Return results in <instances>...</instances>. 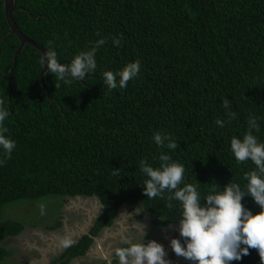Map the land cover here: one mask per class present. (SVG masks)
<instances>
[{
	"label": "trees",
	"instance_id": "16d2710c",
	"mask_svg": "<svg viewBox=\"0 0 264 264\" xmlns=\"http://www.w3.org/2000/svg\"><path fill=\"white\" fill-rule=\"evenodd\" d=\"M14 11L21 33L45 50L53 41L61 63L90 42L104 38L105 44L84 81L57 87L47 72L45 88L41 53L25 44L8 82L19 40L9 33L0 0V98L16 141L10 157L0 154V215L6 204L24 200L96 196L103 209L92 235L110 226L122 206L139 207L157 227L179 222L182 209L167 191L155 198L143 192L140 160L155 167L159 153L169 151L151 140L154 131L175 136L178 148L169 154L184 164L187 182L200 183L202 199L215 184L243 186V172L253 165L238 163L229 144L250 115L261 117L256 135L264 141V0H15ZM135 59L138 77L109 91L102 72ZM224 98L237 118L220 128L215 120L227 119ZM242 203L259 211L250 197ZM22 230L18 222L0 221V240ZM90 244L82 236L52 264H67ZM231 264L262 262L250 249Z\"/></svg>",
	"mask_w": 264,
	"mask_h": 264
},
{
	"label": "clouds",
	"instance_id": "9594fccd",
	"mask_svg": "<svg viewBox=\"0 0 264 264\" xmlns=\"http://www.w3.org/2000/svg\"><path fill=\"white\" fill-rule=\"evenodd\" d=\"M114 46L120 44L119 38H113ZM105 44L101 38L90 42L86 50L78 51L68 63L58 60L54 42L49 40L47 50L39 58V63L48 73L56 77L57 84L71 83L72 80L84 81L85 77L97 69L96 53ZM141 68L140 59L125 63L119 69L102 72L104 84L109 91L124 89L130 80L138 77ZM227 119L217 118L215 124L223 128L237 118L231 110L229 99L222 100ZM10 110L3 98H0V154L10 157L16 148V141L8 134L5 121ZM261 117L250 115L246 118L247 128L241 135L230 138L229 150L240 163H251L253 167L243 172V186L239 182L228 181L222 188L215 184L204 195L200 192V183H189L185 179V166L172 159L169 151L178 148L175 136L166 131H154L151 140L158 148L169 151L159 153L158 166H153L146 158L139 162V171L144 177L143 192L147 198L160 197L167 191L169 201H178L182 209L179 217V239L170 240L172 252L189 264H231L240 261L255 249L264 264V141L256 133L260 130ZM4 159H0L3 165ZM119 169H114V174ZM250 197L259 207L253 212L242 203L244 197ZM92 198V197H91ZM169 207L172 205L169 204ZM40 215H45L46 203H38ZM129 216V213H121ZM74 241L64 237L61 244L70 246ZM124 246L115 249L119 264H170L162 244L156 240L143 238L135 241L121 237Z\"/></svg>",
	"mask_w": 264,
	"mask_h": 264
},
{
	"label": "crops",
	"instance_id": "0c3cea01",
	"mask_svg": "<svg viewBox=\"0 0 264 264\" xmlns=\"http://www.w3.org/2000/svg\"><path fill=\"white\" fill-rule=\"evenodd\" d=\"M87 197L70 198L66 197L62 204V209L58 221L60 226L56 229H50V227H25L23 230L15 236L6 237L3 241V246L8 248L4 257L0 258V261H10V264H52L64 251L69 247H64L61 244V240L64 237L71 238L76 244L80 234L84 231L83 227L88 226L84 220L74 219L73 216H69L73 212L82 216L92 217L97 214L98 206L93 201H89ZM122 206L119 210V214L115 220V227L103 230L99 237V242L93 247V250L87 255H80L72 258L67 264H106V258L109 257L113 260V264H119L118 258L115 255V249L117 244L116 236L127 238L135 241L142 239L143 235L140 234L138 224H140V216L135 218V213H129V216H124L123 212L128 213ZM132 210V209H130ZM94 224V223H93ZM93 225L90 226V229ZM176 228V227H175ZM145 234V240H149L154 237V234ZM171 234V233H170ZM167 232H163L162 240H166L165 251L167 257L169 252H172L170 248V240L172 238H180L176 233L170 235ZM136 235H140V238ZM121 240V239H120ZM162 240L160 241L162 244ZM78 242V241H77ZM70 245V246H71ZM119 247L124 245L118 244ZM166 257V258H167ZM1 262L0 264H2Z\"/></svg>",
	"mask_w": 264,
	"mask_h": 264
},
{
	"label": "rangeland",
	"instance_id": "374dc122",
	"mask_svg": "<svg viewBox=\"0 0 264 264\" xmlns=\"http://www.w3.org/2000/svg\"><path fill=\"white\" fill-rule=\"evenodd\" d=\"M64 200H66V197H60V196H47L43 197L41 199L36 200H24L20 202L10 203L6 204L1 212L0 215V221H13L18 222L23 225V228L27 227H52L58 222L59 214L62 209V204L64 203ZM91 201L92 199H88ZM45 202L46 203V209H45V215L41 216L38 208V203ZM125 211L128 213H135V218H138L140 216V224H138L140 234L143 235L144 233L149 234H155L156 239L158 241L160 240V236L162 237L163 232H167L170 235H173L176 233L175 229H178L179 223L174 222V226L177 228L172 227H161V226H155V224L152 222V217H146L144 215V211L140 209L139 207H134L132 210L128 206L123 207ZM87 216V215H86ZM173 233V234H172ZM3 240H0V249H2L5 253V255L8 251V248L6 246H3ZM147 242V241H145ZM164 248L166 247V244L163 245ZM170 253V252H169ZM168 253V254H169ZM2 264H10V261L5 260L3 258L0 263ZM15 264H18L15 262Z\"/></svg>",
	"mask_w": 264,
	"mask_h": 264
},
{
	"label": "water",
	"instance_id": "95a60500",
	"mask_svg": "<svg viewBox=\"0 0 264 264\" xmlns=\"http://www.w3.org/2000/svg\"><path fill=\"white\" fill-rule=\"evenodd\" d=\"M3 1V13L6 19V22L9 26V33L14 34L18 40H19V46L16 49V51L14 52L13 58H12V65L11 68L9 69V76H8V82L11 78L12 72L15 68L16 65V59L18 54L21 52V50L23 49L25 44L31 45L32 47H34L35 49L39 50L41 53V56L43 55V53L46 51L41 45L35 43L33 40L27 38L25 35H23L21 33V31L19 30V28L17 27L14 19H13V14H14V6H15V0H2ZM42 65V64H41ZM47 69L43 68L42 65V70L40 71L39 74V79H40V83H41V88H45V84L43 81V76L47 73ZM79 198V196H76L74 198ZM93 201L97 204L98 206V210H97V214L93 215L92 217L87 216V219L84 220V222H86L88 224V226H84L83 229L85 232H83L82 234L79 235L78 238H80L82 235L84 236H88L91 239V244L88 247L87 251L83 254V255H87L89 252H91L93 250V247L96 245L97 242H99V237L101 235V233H98L97 235H92L89 232V228L91 225H93L94 221L97 219V217L102 213V209L103 206L100 204L99 199L96 196L92 197ZM121 208V207H120ZM117 210L116 216L114 217L113 223L111 226L105 227L103 228V230L109 229L110 227L113 226L118 214H119V209ZM79 239H77L78 241ZM77 241L75 243H77ZM185 261V260H184ZM106 264H113V260L110 259L109 257L106 258L105 261Z\"/></svg>",
	"mask_w": 264,
	"mask_h": 264
},
{
	"label": "flooded vegetation",
	"instance_id": "af4514ba",
	"mask_svg": "<svg viewBox=\"0 0 264 264\" xmlns=\"http://www.w3.org/2000/svg\"><path fill=\"white\" fill-rule=\"evenodd\" d=\"M69 216H73L74 217V219H81V220H84L85 219V217H86V219H87V216H82V215H79L78 213H75V212H73L72 214H70ZM153 222V221H152ZM113 223V222H112ZM179 223V222H178ZM174 224L175 223H173V224H171V225H168L167 227H172L173 229L175 228V226H174ZM112 225V224H111ZM110 225V226H111ZM115 225V223L113 224V226ZM113 226L111 227V228H113ZM115 227V226H114ZM105 228V227H104ZM177 228V227H176ZM176 230V235H179V231H178V229H175ZM103 231V229L99 232V233H101ZM168 231H170V229H168ZM167 231V232H168ZM137 237H139L140 238V235H136V238ZM120 235L119 236H116V243L115 244H117V247H119L118 246V244L120 245L121 243H120ZM149 240H156L157 242H159L160 244H162L160 241H158L157 239H156V235L154 234V237L153 238H151V239H149ZM160 240H162V237L160 236ZM146 241V240H145ZM162 242H163V244L162 245H164L165 243H166V240L165 239H163L162 240ZM116 247V248H117ZM167 259L170 261V264H175V263H179V262H182V261H184L185 259L184 258H182V257H178V256H176L173 252H170L169 253V257H167Z\"/></svg>",
	"mask_w": 264,
	"mask_h": 264
}]
</instances>
